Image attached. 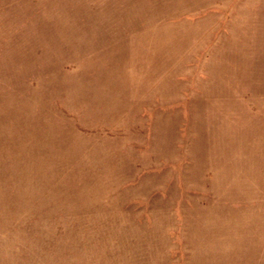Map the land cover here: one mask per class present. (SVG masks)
Listing matches in <instances>:
<instances>
[{
	"label": "rangeland",
	"instance_id": "374dc122",
	"mask_svg": "<svg viewBox=\"0 0 264 264\" xmlns=\"http://www.w3.org/2000/svg\"><path fill=\"white\" fill-rule=\"evenodd\" d=\"M0 264H264V0H0Z\"/></svg>",
	"mask_w": 264,
	"mask_h": 264
}]
</instances>
